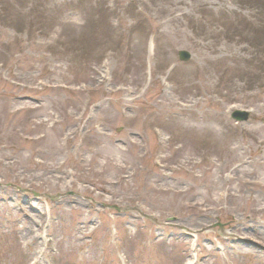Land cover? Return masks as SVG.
Wrapping results in <instances>:
<instances>
[{"label": "rangeland", "instance_id": "obj_1", "mask_svg": "<svg viewBox=\"0 0 264 264\" xmlns=\"http://www.w3.org/2000/svg\"><path fill=\"white\" fill-rule=\"evenodd\" d=\"M0 264H264V0H0Z\"/></svg>", "mask_w": 264, "mask_h": 264}, {"label": "water", "instance_id": "obj_2", "mask_svg": "<svg viewBox=\"0 0 264 264\" xmlns=\"http://www.w3.org/2000/svg\"><path fill=\"white\" fill-rule=\"evenodd\" d=\"M178 58L181 61H187L190 58V54L189 52L185 51V50H179L178 53ZM249 113L247 111H242V110H235L234 112H232L231 117L237 121H245L248 119ZM27 191V190H26ZM32 193L35 196H39L38 193L32 191ZM53 198V197H50ZM116 210H119V208L117 206H110Z\"/></svg>", "mask_w": 264, "mask_h": 264}]
</instances>
